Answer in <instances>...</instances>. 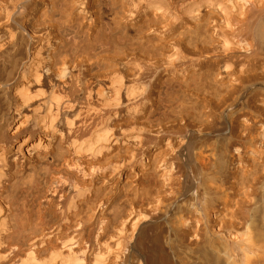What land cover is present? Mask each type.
Masks as SVG:
<instances>
[{"label":"bare ground","instance_id":"6f19581e","mask_svg":"<svg viewBox=\"0 0 264 264\" xmlns=\"http://www.w3.org/2000/svg\"><path fill=\"white\" fill-rule=\"evenodd\" d=\"M184 18L264 50V0H0V264H264V164L244 180L228 110L188 102L211 89L160 77L211 53Z\"/></svg>","mask_w":264,"mask_h":264},{"label":"rangeland","instance_id":"374dc122","mask_svg":"<svg viewBox=\"0 0 264 264\" xmlns=\"http://www.w3.org/2000/svg\"><path fill=\"white\" fill-rule=\"evenodd\" d=\"M188 21L189 22H187V18H184V21L180 22L179 24H176L175 25V27L177 26L176 28L174 27V29L177 30L176 33H181V30H183V32H184V29H185V33L182 32L180 36H182V37L184 36V39L186 41L184 39L183 40L187 44H189V45H187L186 48H185V44L186 43H184V41L182 42V45L181 46L184 45L183 46V48H184V51L183 52L185 54H187V55L191 54L192 56H194V58H196V57L199 56V52L202 51L204 48H207L208 49V45H209L210 51H211L212 54L210 53V55H209L210 58H209V56L208 57H203L202 60L201 59H195V61L193 62V63L196 62L198 64L199 67L195 63L197 69L195 67H194V69H196L197 72L200 71L199 72L200 74L199 73H197V74L194 73L193 74L190 71L189 72H182V71H179V70L178 71H174L173 70V72H172V69L169 68L170 69L169 71L168 70L161 71L162 74L160 73L161 74L160 77L162 76V78H164V77L166 78V75H167V77H168L167 79L168 80L174 79V80H176L179 83H181V81H182V85L181 86H182L183 90H187L189 88H190V90L191 89H194L193 86H195V85H196V87H199V88L204 89L206 91L209 90L207 88H210L211 89V91L210 90H209V92L207 91L208 92V95L206 97H204L202 95V96H200L201 98H199V94H198V96L196 94V96L198 98L195 97V95H194V96H192V98L189 97V99L188 98H186V99L189 100V101L188 100L187 101L190 104L193 103V106L194 105L196 106V104H197L196 107H199V108H196L195 107L196 109L194 108V111L195 110H199V112L198 111H195L196 114L199 113V115H201L203 113L205 114V112H206L209 115V113L211 111L214 112V113L211 112V114L208 116L209 118L212 117L211 118L212 120L210 119L212 125L209 122V125L208 126H210V127L207 126L208 128H212V127H214V126H216L218 124V115L217 114H220L222 109L223 110H226V111L228 110L229 119L227 120V123H228L227 124V129H228L227 132L230 131L232 133L236 128L237 129L239 128V130H240V134L239 135L240 136L237 135L238 132H239V130L237 131V129L233 133L234 136L230 132H229V134L227 133V135H229V137L232 135L230 137L231 139L233 138L232 140L240 141L241 142V145H243V148H244V151H242V153H243V159H245V158L246 159H245V161L242 160L243 161L242 162V166L244 165V167H247L245 170L248 171V172H246L247 173L246 175L249 177V178H247V176H245L244 177V180H251L252 179V176H253V172L251 170H253L254 173L257 170V173L260 174L261 173V169H260L261 166H259V165L261 164V162H262V164H264V159L261 160L260 158H258V156H259L260 153H262V154L264 153L263 152L264 151V142H263L264 139L262 141L260 139V131L264 130L263 129L264 128V50L263 51H260L259 53L257 52L258 54H256V51L255 52L252 51V49H251V51H249L248 46H246L247 44H246L245 38L244 37H240V38L237 37V39H235V40L239 43L238 38H239V40L241 39L240 40L241 41L240 43H242V44H240V43L238 44L239 49L234 54L236 56V58H235V56L233 58L231 56L230 52H229L230 50L229 51H223L222 49H219L218 48L220 50V51H218V49L216 48V45H215V48H214V46L212 44H209V42L206 43L207 41H209V39H207V38H209L208 31H206L205 28H202L201 30H204V31H201L200 30V32H199V29H198V27H196V24L194 23L195 24V26H194V25H192V23H190V20H188ZM186 27H189L188 29H190V28L191 29L192 28L194 29L195 28L194 30L196 32L195 31L193 32V30L190 29V31L192 32V34H191V32ZM177 28H179V29H177ZM196 28L198 29V32H197V29ZM202 32H204V33L206 32L207 34L206 33L203 34ZM194 34H195V36H194ZM185 35L186 36L188 35V36L186 37ZM205 43L208 44V45H205L206 47L203 45ZM192 45H194V46H192ZM211 45L213 46V49H212V46ZM194 47H197V49L196 48L194 49ZM198 47H200V48H198ZM216 49H217V51H216ZM185 50H187L188 52L185 51ZM212 50L214 52L216 51V53L213 54V51ZM237 52H238V54H236ZM216 54H218V55H216ZM235 62H236V64H235ZM222 65H223V67H222ZM206 68H207V70H206ZM224 68H226L228 70V73L226 75H222L221 76L220 73H221V71ZM201 72H202V74H201ZM207 72H208V74H207ZM218 73H219V75H218ZM188 75L190 76V79H189V76ZM194 76L197 77L198 81L199 80L202 81L201 82L202 84L199 81V84H201V85H199V84L196 83ZM191 77H192V79L194 78V82H195L194 85L193 84H190V83H193ZM208 77H209V79H207ZM184 84H186V85L187 84H190V87L189 88L187 87V89H186V86ZM191 86H192V88H191ZM182 88H180V89H182ZM199 88H196V89H199ZM185 94H188L187 96L185 95L186 97L191 96V94L189 93V91H186ZM194 97L196 99H194ZM201 104L202 105H207L206 108H205V106L203 108ZM208 105H210V106L208 107ZM213 105H215V106L217 105V106L214 107ZM219 106H221L222 108L220 107L218 109ZM224 106H226V107H224ZM200 107L203 108L204 110L203 109L201 110ZM228 107H230V108H228ZM174 108H176V109H174V113L176 112L175 117H176L177 121L174 122V123H172L171 125H175V127H177V126H183L185 123H183L182 122V119H180L177 116L178 114L180 115V113H179V107L178 108L177 107H174ZM213 109H216V111L213 110ZM200 110H201V114H200ZM177 122L178 123L180 122V123L178 124ZM240 126H241V128H240ZM207 127H205V128L207 129ZM241 130H242V132H241ZM257 134L259 136H257ZM236 135L239 138H235V137H237ZM249 137L252 138V139L250 140ZM236 139H238V140H236ZM247 140H250L251 143H250V141H247ZM247 142H248V144H247ZM251 144H252V146H251ZM176 145H178V142L176 143ZM227 145H226V148H229V146L231 148V145L230 144L228 146ZM252 147H254V148L252 149ZM258 147H259V149H258ZM261 147H262V151L260 150ZM243 148H242V150H243ZM251 149L252 150H254V149L256 150L257 149L256 150L257 151L256 152L257 154L255 153V150L253 152V153H255L254 154L255 157L251 153L252 152ZM258 150H259V153H258ZM194 151L196 152V150H194ZM250 154H252V155H250ZM176 155L177 156H176L175 159L177 161H175V159H174V161H175V163L178 162L175 165L178 168L176 167L175 168V171L178 173L177 174L178 177H180L182 179V177L184 175L186 176V174L188 172L189 173L191 172V170H189V168L190 169H195L196 168V164H195L196 163V157H195V153H193L192 154L193 155L192 159H189L186 156V151L177 152ZM256 156H257V158H256ZM190 160H192L193 162L192 161L190 162ZM251 160L254 163L251 162ZM257 161H259V162L258 163H255ZM248 163L251 164L252 167H250V165ZM181 165H183L182 166L183 168L181 167ZM247 165H249V166H247ZM255 166H256L257 169L255 168ZM262 167H263V165H262ZM180 168L183 169V170L181 169L182 174L178 171V170H180ZM249 171H251V172H249ZM261 179L262 178H260L258 181H260Z\"/></svg>","mask_w":264,"mask_h":264}]
</instances>
